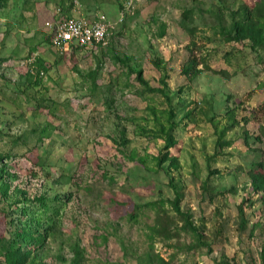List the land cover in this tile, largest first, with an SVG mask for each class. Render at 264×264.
<instances>
[{
  "label": "rangeland",
  "instance_id": "374dc122",
  "mask_svg": "<svg viewBox=\"0 0 264 264\" xmlns=\"http://www.w3.org/2000/svg\"><path fill=\"white\" fill-rule=\"evenodd\" d=\"M132 3L0 0V264H264V0ZM59 10L107 45L57 51Z\"/></svg>",
  "mask_w": 264,
  "mask_h": 264
},
{
  "label": "built area",
  "instance_id": "2783aa9c",
  "mask_svg": "<svg viewBox=\"0 0 264 264\" xmlns=\"http://www.w3.org/2000/svg\"><path fill=\"white\" fill-rule=\"evenodd\" d=\"M121 2L126 9L133 6L132 0H121ZM57 14L55 19L48 21L46 25L52 35L51 46L60 53L77 47L97 50L107 45L111 32L104 16L70 15L63 14L60 10Z\"/></svg>",
  "mask_w": 264,
  "mask_h": 264
},
{
  "label": "trees",
  "instance_id": "16d2710c",
  "mask_svg": "<svg viewBox=\"0 0 264 264\" xmlns=\"http://www.w3.org/2000/svg\"><path fill=\"white\" fill-rule=\"evenodd\" d=\"M256 16L257 15L252 14V12L249 11V9H248V11L246 12V19L249 22H247V27L246 28L239 29V33L240 34H242L244 36L247 33V28H250L251 23L255 22V17ZM51 36L52 35L50 33L49 34V42H51ZM195 63H196L195 59H193V58L190 59V63L188 65V67L185 69L186 73L190 74V73H192L194 71V67H195L194 64ZM168 145L170 147L174 146L171 140L168 141ZM45 200H46V197L45 196H41L39 203H32V205L33 204L37 205V208L34 211V212H36L35 214L37 216H42V212H47L49 210V206L47 205ZM155 204L156 203H154V202H150L149 204H147V206L155 207ZM176 208L179 209L178 205H176ZM18 211L26 213L27 208H23L22 210L19 209ZM50 218L51 217H49L48 219H50ZM11 220H13V219H11ZM34 223L41 224V218L38 217L37 220L36 219L35 220L31 219V221H28L26 223L27 226H23L22 231L18 232L17 236L19 238H22V240H29V239H31V237H35V236H38L40 238L46 237L48 235V231L44 232L43 229L39 228V226L38 227H34L33 226ZM49 223H51V222L49 221ZM45 229H46V227H45ZM29 254H30V252L21 251V247H17V248L11 249L10 251H8L6 253L8 264H24V263L27 262ZM162 263L166 264L167 262L163 261Z\"/></svg>",
  "mask_w": 264,
  "mask_h": 264
},
{
  "label": "crops",
  "instance_id": "0c3cea01",
  "mask_svg": "<svg viewBox=\"0 0 264 264\" xmlns=\"http://www.w3.org/2000/svg\"><path fill=\"white\" fill-rule=\"evenodd\" d=\"M70 15H75V14H70ZM50 45H51V43H50Z\"/></svg>",
  "mask_w": 264,
  "mask_h": 264
}]
</instances>
